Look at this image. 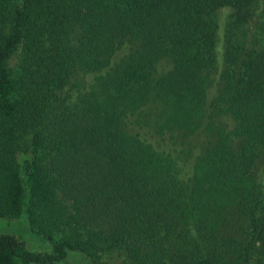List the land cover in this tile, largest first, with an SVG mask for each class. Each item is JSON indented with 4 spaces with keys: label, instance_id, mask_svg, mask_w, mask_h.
<instances>
[{
    "label": "trees",
    "instance_id": "16d2710c",
    "mask_svg": "<svg viewBox=\"0 0 264 264\" xmlns=\"http://www.w3.org/2000/svg\"><path fill=\"white\" fill-rule=\"evenodd\" d=\"M262 1L0 0V219L24 211L50 246L0 234V264H256L264 35L243 30Z\"/></svg>",
    "mask_w": 264,
    "mask_h": 264
},
{
    "label": "rangeland",
    "instance_id": "374dc122",
    "mask_svg": "<svg viewBox=\"0 0 264 264\" xmlns=\"http://www.w3.org/2000/svg\"><path fill=\"white\" fill-rule=\"evenodd\" d=\"M259 17L253 25H251L249 28H246L243 30V33L246 34L245 40L248 46H251V43H253L254 39H262L264 35V0L261 2L260 6L258 7L257 11ZM230 10L227 8L220 9L216 13V22H217V56H218V62L217 65L220 64L219 55L224 50V34L226 25L229 20ZM126 53V49L122 48L114 57V61L120 59L124 54ZM166 67H159V70H163ZM80 78H75V81ZM214 78L217 79L216 76ZM83 82L86 84H89L91 81V77H83ZM217 91V86L214 84L211 89H209V100L214 98L215 93ZM216 122L221 123L226 127L227 132H231L233 129V122L230 117L228 116H222L219 117ZM203 139L200 136H195L190 140V144L192 145L193 151H192V157H188L189 162H181L179 164L181 174L179 175L182 178H187V176L190 175L191 171V163L195 156L199 154L201 150ZM179 155V154H176ZM260 166L264 165V152L261 157ZM231 225L236 226L240 224V218L233 214L232 217H230ZM0 234L5 235H11L15 236L20 239L25 245V248L34 253H46L50 251V246L48 242H45L42 240V238L34 233L31 232L30 227L28 225V220L25 212L23 211L16 219L13 220H6V219H0ZM98 262L100 264H126L124 257L122 254H116L113 257H102L98 259ZM62 264H90L88 259L85 258L83 255L79 253H70L69 258L64 261ZM255 264V263H254ZM256 264H264V255H258L257 256V262Z\"/></svg>",
    "mask_w": 264,
    "mask_h": 264
}]
</instances>
